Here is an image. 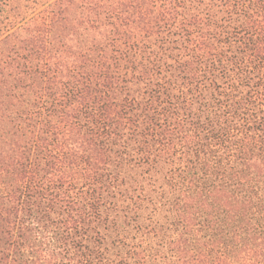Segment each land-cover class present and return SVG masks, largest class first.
I'll return each mask as SVG.
<instances>
[{
    "label": "trees",
    "instance_id": "obj_1",
    "mask_svg": "<svg viewBox=\"0 0 264 264\" xmlns=\"http://www.w3.org/2000/svg\"><path fill=\"white\" fill-rule=\"evenodd\" d=\"M0 264H264V0H49L1 34Z\"/></svg>",
    "mask_w": 264,
    "mask_h": 264
},
{
    "label": "rangeland",
    "instance_id": "obj_2",
    "mask_svg": "<svg viewBox=\"0 0 264 264\" xmlns=\"http://www.w3.org/2000/svg\"><path fill=\"white\" fill-rule=\"evenodd\" d=\"M48 1L49 0H0V35L6 33L7 30L13 27L14 29H16V27L21 24L24 18L29 17L35 11L43 9V7L47 4ZM75 5L79 4L76 2ZM78 13V9H73V14ZM19 38L20 37H18L17 41L19 40ZM8 48V51H10V48H12V50L17 48L20 56V58H17V61H24L22 56L25 53V50L23 49L22 43L10 41ZM12 55H14L13 51ZM13 70L18 73L20 68H14ZM13 70L10 67H8L7 69V71H9V73L11 72L14 76L15 73L12 72ZM16 78H19L18 74Z\"/></svg>",
    "mask_w": 264,
    "mask_h": 264
}]
</instances>
